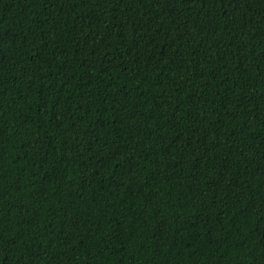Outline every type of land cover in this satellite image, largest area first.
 Instances as JSON below:
<instances>
[{
  "label": "trees",
  "instance_id": "1",
  "mask_svg": "<svg viewBox=\"0 0 264 264\" xmlns=\"http://www.w3.org/2000/svg\"><path fill=\"white\" fill-rule=\"evenodd\" d=\"M0 264H264V0H0Z\"/></svg>",
  "mask_w": 264,
  "mask_h": 264
}]
</instances>
